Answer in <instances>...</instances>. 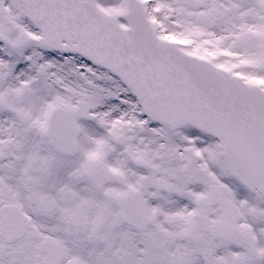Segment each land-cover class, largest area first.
I'll return each instance as SVG.
<instances>
[{
  "label": "snow or ice",
  "instance_id": "6c2138e0",
  "mask_svg": "<svg viewBox=\"0 0 264 264\" xmlns=\"http://www.w3.org/2000/svg\"><path fill=\"white\" fill-rule=\"evenodd\" d=\"M0 264H264V0H0Z\"/></svg>",
  "mask_w": 264,
  "mask_h": 264
}]
</instances>
